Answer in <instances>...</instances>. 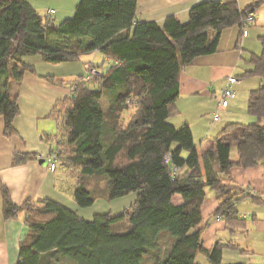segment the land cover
Instances as JSON below:
<instances>
[{
	"label": "trees",
	"instance_id": "trees-1",
	"mask_svg": "<svg viewBox=\"0 0 264 264\" xmlns=\"http://www.w3.org/2000/svg\"><path fill=\"white\" fill-rule=\"evenodd\" d=\"M257 4L240 7L234 1L205 0L190 9L186 22L169 15L159 25L138 19V0H80L74 17L61 22L41 15L29 0H0V117L6 134L15 133L13 122L20 112L9 79L21 83L26 71L35 72L24 57L39 54L47 62L62 63L100 51L111 65L106 70L92 65L102 73L96 79L99 88L79 82L81 75L70 82L73 93L52 111L58 133L50 152H56L57 165L60 161L94 174L85 152L103 140L107 128L104 164L97 173L107 176L109 199L140 188L122 214L102 213L86 220L51 199L17 205L0 178L4 218L27 210L26 222L34 227L20 244L16 264H47L55 254L73 264H143L150 253L151 264H200L196 260L200 252L206 253L210 264H224V248H239L232 241H217L207 251L197 227L207 188L219 197L213 216L224 218L232 232L244 226L236 203L248 195L229 179L234 165L249 168L264 163V34L259 36L261 54L251 53L247 60L251 69L235 76L262 80L248 96L247 111L255 122L226 124L200 152L189 124L177 127L169 119L179 112L182 67L215 53L223 30L239 26L242 34L248 33ZM250 13L252 21L247 19ZM40 77L65 84L55 76ZM110 89L117 93L103 112L104 120L89 122L101 111L103 93ZM130 107L133 117L126 122L124 113ZM77 134L80 137L71 143ZM232 145L240 155L236 163L230 159ZM25 158L16 154L14 162ZM176 194L183 197L181 204L174 203ZM122 220L127 226L117 229ZM163 235L173 240L161 253Z\"/></svg>",
	"mask_w": 264,
	"mask_h": 264
},
{
	"label": "crops",
	"instance_id": "crops-1",
	"mask_svg": "<svg viewBox=\"0 0 264 264\" xmlns=\"http://www.w3.org/2000/svg\"><path fill=\"white\" fill-rule=\"evenodd\" d=\"M29 1L40 13L39 3H43V0ZM72 1V6L70 3L67 11L64 9L63 12H60L62 6L60 4L56 9L47 7L55 10L53 19L56 22H61L64 20L62 18L74 14L79 0ZM202 1L205 0H138V19L156 21L163 25L167 16L175 15L184 23L189 19L190 9ZM214 1H234L240 7L260 2L255 11L254 25L251 27H257L258 31L255 33L258 37L264 34L262 10L264 0ZM257 11H262V17L256 15ZM252 37L249 30L247 35H244L239 26L229 27L223 30L215 53L199 56L181 69L180 97L177 101L179 112L169 121L177 127L189 124L200 152L207 147L208 140L217 136L226 124L256 121V118L247 111L249 96L247 94L262 83L260 77L242 78L240 83L234 86L236 94L230 98L228 106L226 108L219 106L220 91L226 86L228 77H240L251 69L247 60L250 54L255 52L252 50ZM99 53L102 60L108 61L100 51L83 55L73 62L62 63L47 62L39 54L28 55L24 60L34 66L35 72L26 71L21 83L9 79V91L17 100L20 112L13 122L15 133L9 136L5 132L4 118L0 117V178L8 186L15 204L31 206L38 205L40 200L51 199L70 208L81 218L91 220L96 214L120 215L136 200L139 187L132 188L118 199L110 200L107 176L97 173L104 164L101 154L109 137L107 128L103 140L85 152L88 165L95 171L94 174H84L80 167L66 166L60 161L56 170L51 171L46 160L42 158L54 147V139L58 133V121L51 116L54 107L69 96L70 82L76 78L75 74L77 72L78 76L84 74L79 73V70L84 69V63L90 62L95 65L92 60H86L85 57L94 56L98 59ZM66 63L75 65V68L68 67L66 71L57 73L56 70ZM40 76H55L56 79L65 81V84H57ZM244 80L249 83L245 98L241 95ZM107 91L109 90L104 91L102 99ZM216 111L220 116L219 120H214ZM102 113L103 108L88 121H103ZM79 137L80 134H77L71 143ZM16 154L25 155V160L14 162ZM239 157L237 145H232L230 159L236 163ZM229 184L238 188L243 195H248L236 203L240 216L245 218L244 226L232 232L224 218L213 216L219 205V197L215 190L207 188L201 207L202 221L197 227L201 231L203 247L209 251L217 241L223 243L232 241L239 248H224L222 257L224 264H264V163L249 168L234 165L230 170ZM173 201L181 204L183 197L176 194ZM26 212L27 210H24L16 217L5 219L0 192V264H16L19 260L20 244L34 228L26 222ZM122 223L127 226L126 220ZM162 239L169 243L168 249L173 239L164 235L160 242ZM55 255L59 260L64 258L60 254ZM196 260L200 264H210L204 252L198 253ZM47 264H53V261L49 259Z\"/></svg>",
	"mask_w": 264,
	"mask_h": 264
},
{
	"label": "rangeland",
	"instance_id": "rangeland-1",
	"mask_svg": "<svg viewBox=\"0 0 264 264\" xmlns=\"http://www.w3.org/2000/svg\"><path fill=\"white\" fill-rule=\"evenodd\" d=\"M80 1V0H79ZM79 1L77 2V3H79ZM37 4H38V2H36ZM71 3V6H72V3H73V1L72 0H43V3L41 2V3H39L40 5V13L41 14H44L45 15V11L48 9L47 7H51V8H54V9H56L57 8V5H62L61 6V9H60V12H63V10L65 9L66 11H67V9H68V5ZM263 8H264V6H263ZM262 8V10H264ZM262 12V11H261ZM261 12H256V15H262V13ZM74 14H75V12H74ZM74 14H72V16H67V17H65V18H62V19H66V18H72V17H74ZM259 16V17H260ZM262 17V16H261ZM259 28V27H258ZM249 31L251 32V34H252V39H253V48H252V50L253 51H255L254 53L255 54H257V55H259V54H261V52H262V46H261V43H260V41H259V37H258V34H256L255 32H257L258 31V29H257V27H250L249 28ZM98 56H100V58H94V56H87V57H85V59L86 60H92L93 61V63L95 64V65H98V66H101V65H103L102 67H103V70H106L110 65H111V61H105V60H102L103 58H102V55H100V53H99V55ZM79 67H81V65L80 64H77ZM76 65V66H77ZM93 64L92 63H90V62H86V63H84V69H81V70H79V73H81V72H84L85 74H83L84 76L87 74V71H88V69H87V66H89L90 68H94V69H96L97 70V68L96 67H94V66H92ZM75 65H68V63H66V64H62V67H60L59 69H57L56 71H57V73H61L62 71H66V68H75L74 67ZM82 68V67H81ZM99 72H100V74L99 75H97V76H94V77H92V76H90V77H92V78H90L88 81H84V79H83V77L84 76H82V77H80V79L78 78L79 76L77 75V73L75 74L76 75V78L75 79H73L72 81H75L76 79H79V82H83V83H85V84H88V86L89 87H91V88H99V85H98V83L96 82V79L98 78V77H100L101 76V71L99 70ZM247 78H249V77H247ZM247 78H244V79H247ZM71 81V82H72ZM242 86H243V89H242V94L241 95H243L244 96V98H245V95H246V93H247V91H248V87H249V83L247 82V81H243V84H242ZM74 88H75V86H73V87H69V95H71L73 92H72V90H74ZM116 93H117V90L116 89H110L109 91H107L106 92V94L104 95V98L102 99V108H103V112H105L106 110H107V107L111 104V102L113 101V99H114V97H115V95H116ZM247 95H249V92H248V94ZM133 108H131L130 107V110H127L125 113H124V117H123V120H125L126 122L129 120V119H131L132 117H133ZM103 114V113H102ZM98 177H100V176H98ZM103 184L105 185V182L103 181ZM100 196H103V194L101 195L100 194ZM124 212V211H123ZM125 220H123V221H121L120 223H117L116 224V228L117 229H124L125 228V225L122 223V222H124ZM164 235H167V233L166 234H164ZM169 236V235H168ZM168 242L165 240V239H162L161 240V242H160V246H159V250L160 251H162V252H165L166 251V249H167V247H168ZM159 251V252H160ZM155 254H157V252H155ZM59 256V255H58ZM59 257H57L56 255H52L49 259H51L52 261H53V264L54 263H56V264H73L69 259H66V258H62V259H58ZM152 258H153V255H152V253H150V254H148V256L146 257V259H145V262L143 263V264H151L152 263Z\"/></svg>",
	"mask_w": 264,
	"mask_h": 264
},
{
	"label": "built area",
	"instance_id": "built-area-1",
	"mask_svg": "<svg viewBox=\"0 0 264 264\" xmlns=\"http://www.w3.org/2000/svg\"><path fill=\"white\" fill-rule=\"evenodd\" d=\"M254 11H256L257 7L254 6L252 8ZM55 14V10L54 9H48L47 12H46V15L48 17H53ZM254 18V14L253 13H250L248 15V21H252ZM244 35L247 34V31H244L243 33ZM87 74L83 77L84 81H88L90 78L94 77V76H97L100 74L99 70H96L94 68H90L89 66H87ZM93 75V76H92ZM92 76V77H90ZM240 79L235 77V76H229L228 79H227V85L226 87H224L223 89H221L220 91V100H219V106L221 108H226L229 104V100L230 98L234 97L235 94H236V91L234 89V86L236 84H239L240 83ZM74 90H72L73 92ZM219 114L218 112L216 111L214 113V120H219ZM44 160H46V162L48 163V167L51 171H55L56 168H57V156H56V152H50L46 157H42Z\"/></svg>",
	"mask_w": 264,
	"mask_h": 264
}]
</instances>
